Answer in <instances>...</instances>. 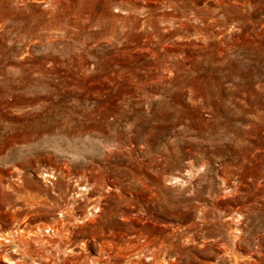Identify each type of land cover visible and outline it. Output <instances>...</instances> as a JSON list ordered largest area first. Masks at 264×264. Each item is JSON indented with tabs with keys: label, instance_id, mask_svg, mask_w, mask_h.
Segmentation results:
<instances>
[{
	"label": "rangeland",
	"instance_id": "rangeland-1",
	"mask_svg": "<svg viewBox=\"0 0 264 264\" xmlns=\"http://www.w3.org/2000/svg\"><path fill=\"white\" fill-rule=\"evenodd\" d=\"M168 237L264 264V0H0V264Z\"/></svg>",
	"mask_w": 264,
	"mask_h": 264
},
{
	"label": "bare ground",
	"instance_id": "bare-ground-1",
	"mask_svg": "<svg viewBox=\"0 0 264 264\" xmlns=\"http://www.w3.org/2000/svg\"><path fill=\"white\" fill-rule=\"evenodd\" d=\"M182 237V236H181ZM173 242L171 238H165V239H161L158 242H155V244H150L146 247H144L143 249H137L136 251V256L138 261H141V263L145 264V262L142 260L143 259V255L150 253L151 257H152V263L151 264H169L166 262L167 258L171 257L172 254L169 253L168 251L166 252L165 255V250L164 247L168 246H172ZM165 255V256H164ZM132 256H129L128 259V263L127 264H132ZM7 259V258H6ZM239 261V256L237 254H233L232 258H231V263L232 264H238ZM7 264H13V262L6 261ZM36 263V262H35Z\"/></svg>",
	"mask_w": 264,
	"mask_h": 264
}]
</instances>
